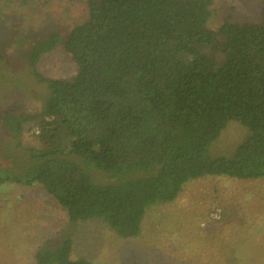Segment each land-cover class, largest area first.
Here are the masks:
<instances>
[{
    "label": "trees",
    "instance_id": "16d2710c",
    "mask_svg": "<svg viewBox=\"0 0 264 264\" xmlns=\"http://www.w3.org/2000/svg\"><path fill=\"white\" fill-rule=\"evenodd\" d=\"M87 3L88 19L66 35L28 42V78L47 93L40 113L3 84L0 57V88L16 94L0 104V186L40 185L71 223L102 218L132 238L148 208L173 202L190 180L264 177V0L258 21L228 17L218 29L208 26L214 0ZM58 49L72 74L46 78L39 63ZM231 120L250 137L234 158H211ZM65 234L55 250L38 248L36 263L95 264L73 260Z\"/></svg>",
    "mask_w": 264,
    "mask_h": 264
},
{
    "label": "rangeland",
    "instance_id": "374dc122",
    "mask_svg": "<svg viewBox=\"0 0 264 264\" xmlns=\"http://www.w3.org/2000/svg\"><path fill=\"white\" fill-rule=\"evenodd\" d=\"M262 3L214 0L208 26L218 29L228 17L232 21H258ZM87 19V0H0V57L5 58L3 66L9 69L8 78L3 74V84L9 79L15 89L20 88L22 95L18 93L16 99L31 103L36 113L46 103V91L26 72L23 57L28 42L52 33L66 35ZM69 61L70 55L58 49L40 61L39 69L46 78H67L74 68ZM15 96L12 88L1 86V106L15 101ZM250 135L247 125L229 121L210 146L209 156L234 158ZM24 140L39 144L30 134H25ZM63 233L74 239L75 261L264 264V177L213 175L190 180L173 202L150 206L139 235L132 238L120 236L102 218L71 223L65 209L40 185L0 186V264H37V249L55 250ZM253 240H263V249Z\"/></svg>",
    "mask_w": 264,
    "mask_h": 264
},
{
    "label": "built area",
    "instance_id": "2783aa9c",
    "mask_svg": "<svg viewBox=\"0 0 264 264\" xmlns=\"http://www.w3.org/2000/svg\"><path fill=\"white\" fill-rule=\"evenodd\" d=\"M216 215H218V214H216ZM215 218H219V216H215Z\"/></svg>",
    "mask_w": 264,
    "mask_h": 264
}]
</instances>
